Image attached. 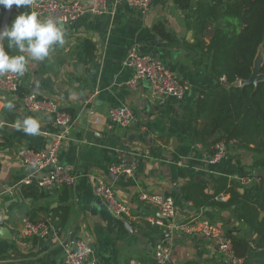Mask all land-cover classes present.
Here are the masks:
<instances>
[{"label":"crops","instance_id":"obj_1","mask_svg":"<svg viewBox=\"0 0 264 264\" xmlns=\"http://www.w3.org/2000/svg\"><path fill=\"white\" fill-rule=\"evenodd\" d=\"M61 1L90 5V0ZM190 1L194 9L199 0ZM23 12H31V5L7 9L0 16V28ZM159 22L178 45L171 46L154 34L152 26ZM62 28L65 43L55 46L45 60L29 61L27 72L19 77L20 95L27 89L69 115V140L58 160L72 168L75 183L50 192L27 189L34 185H25L23 180H36L42 173L25 166L17 152L24 147L47 151L58 129L47 117L25 113L19 96L0 92V264H62L70 243L78 239L88 245L90 260L97 264H155L153 256L160 246L169 250L165 264H222L215 241L166 235L153 223L160 219L157 211L138 201L141 193L170 197L179 221H211L227 238L249 234L235 218V207L198 209L181 194L184 186L198 182L207 183L205 193L210 194V177H226L237 185L239 195L246 196L256 191L262 176L253 166L257 156L233 144L227 145L225 159L210 163L211 152L197 144L187 130L184 110L192 108L213 81L203 67L195 65L196 54L185 46L193 42L185 13L170 0H152L146 12L124 4L114 7L109 0L105 13L86 14ZM84 39L95 45L90 64L75 58V48ZM132 45L161 60L188 85L182 99L157 103L150 98L147 82L135 88L127 85L132 70L123 63ZM8 54L19 53L8 48ZM6 104L12 107H4ZM114 107L131 110L134 120L130 128L109 124L107 112ZM27 118L39 122V134L23 131ZM118 163L130 165L131 173L116 177L109 172ZM94 179L111 187L129 216L110 214L93 194ZM23 219L48 220L55 231L44 239H21L17 232ZM61 219H65L62 227L57 225Z\"/></svg>","mask_w":264,"mask_h":264},{"label":"trees","instance_id":"obj_2","mask_svg":"<svg viewBox=\"0 0 264 264\" xmlns=\"http://www.w3.org/2000/svg\"><path fill=\"white\" fill-rule=\"evenodd\" d=\"M170 1L185 13L193 40L185 46L196 54L195 65L203 67L213 81L195 105L184 110L187 130L210 152L224 142L255 154L253 166L262 172L256 191L250 195H239L237 185L226 177H210V194L205 193L207 183L198 182L184 186L182 197L198 209L235 207V218L249 234L228 236L234 257L240 264H264V218H259L264 213V80L240 86L249 79L258 50L264 45V0H199L194 9L190 0ZM152 31L171 46L178 45L162 23L154 24ZM5 42L3 39L1 46L8 52ZM75 58L81 64L92 63L95 45L81 40ZM259 74L264 77V57ZM227 195L228 200L223 201ZM64 224L65 219H61L57 225Z\"/></svg>","mask_w":264,"mask_h":264},{"label":"built area","instance_id":"obj_3","mask_svg":"<svg viewBox=\"0 0 264 264\" xmlns=\"http://www.w3.org/2000/svg\"><path fill=\"white\" fill-rule=\"evenodd\" d=\"M152 0H113L114 7L124 4L134 10L146 12ZM85 7L79 1L36 0L31 4V11L38 14L41 20L52 19L59 25H69L81 19L84 15H101L106 12L109 0H90ZM1 46V45H0ZM124 67L132 70V77L127 85L135 88L140 82H147L150 98L157 103H163L168 98L182 99L189 87L175 74L169 71L158 58L140 52L136 45H132L127 52ZM20 78L15 74L0 75V92L19 96L20 104L25 113L34 117H47L57 127V135L51 140L47 151L21 148L17 152L18 159L30 169L41 172L36 180L26 178L25 185H34L36 188L50 192L58 188H71L75 183L72 168L58 160L59 152L69 140L71 119L69 115L58 108L52 101L39 98L35 93L28 91L20 95ZM133 114L127 107H114L107 112V121L110 125L122 129L130 128ZM227 146L224 142L217 143L211 152L210 163L215 164L226 158ZM116 177L131 173L130 165L118 163L109 168ZM93 194L115 218L129 216L125 205L117 199L113 190L101 179L93 180ZM138 201L154 208L160 219L153 223L162 227L166 235H182L187 237H202L216 242V248L222 264H240L234 257L229 238L217 224L205 219L177 220V212L172 198L149 193H141ZM55 231L54 225L48 221H31L23 219L17 232L19 238L44 239ZM91 249L82 240L70 243L62 264H97L90 260ZM169 250L158 247L154 253L155 264H165ZM136 264V263H131Z\"/></svg>","mask_w":264,"mask_h":264},{"label":"clouds","instance_id":"obj_4","mask_svg":"<svg viewBox=\"0 0 264 264\" xmlns=\"http://www.w3.org/2000/svg\"><path fill=\"white\" fill-rule=\"evenodd\" d=\"M33 0H0V6L11 9L29 6ZM8 41V48H15L19 54L10 56L3 46H0V75L15 74L23 77L28 70L29 61L45 60L53 48L65 43V33L61 25L52 19L41 20L34 11L17 15L10 26L0 29V40ZM4 107L11 108V104ZM23 131L26 134H39L40 125L34 118L23 121Z\"/></svg>","mask_w":264,"mask_h":264},{"label":"water","instance_id":"obj_5","mask_svg":"<svg viewBox=\"0 0 264 264\" xmlns=\"http://www.w3.org/2000/svg\"><path fill=\"white\" fill-rule=\"evenodd\" d=\"M4 28V27H3ZM2 28V29H3ZM256 60V59H255ZM262 61H263V59L261 60L260 59V61H259V64L257 65V67L253 70V68L256 66L255 64V66L253 65V68H252V73H251V75H250V77H249V79L248 80H246V81H241L240 82V86L242 87V86H245V85H255L257 82H259V81H263L264 80V77L263 76H261L260 74H259V69H260V66H261V64H262ZM255 63V62H254ZM1 119V118H0ZM1 122V121H0ZM259 218L260 219H262V218H264V213H262L260 216H259ZM168 239L169 238H173V237H171V236H168L167 237Z\"/></svg>","mask_w":264,"mask_h":264},{"label":"rangeland","instance_id":"obj_6","mask_svg":"<svg viewBox=\"0 0 264 264\" xmlns=\"http://www.w3.org/2000/svg\"><path fill=\"white\" fill-rule=\"evenodd\" d=\"M6 10L7 9H5L3 6H1V8H0V16H4L5 15V12H6ZM9 10V9H8ZM10 23H11V20H10V22H9V25L8 26H10ZM1 29V28H0ZM1 42H2V40H0V45H1ZM264 56V45H262V46H260V48H259V50H258V53H257V56H256V60H255V67L253 68V70L257 67V65L259 64V61H260V59L262 58Z\"/></svg>","mask_w":264,"mask_h":264}]
</instances>
